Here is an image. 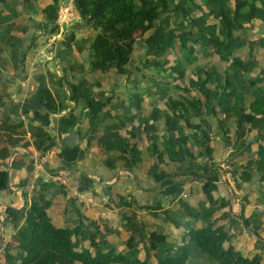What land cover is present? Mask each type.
I'll return each instance as SVG.
<instances>
[{"label": "crops", "instance_id": "1", "mask_svg": "<svg viewBox=\"0 0 264 264\" xmlns=\"http://www.w3.org/2000/svg\"><path fill=\"white\" fill-rule=\"evenodd\" d=\"M51 1L0 0V171L8 174V187L0 191V264H7L5 247L10 246L15 233L12 225L5 223L6 209L29 207L32 198L38 194L50 201L47 213L56 226H82L92 236L101 232L117 252L125 250V242L130 236L136 240L146 237L139 242V258L142 259L141 252H149L148 258L152 261L154 251H150L147 244L150 232H162L169 241L182 244L189 239L191 229L201 228L211 221L218 228L228 230L230 239L224 244L226 248L232 245L243 255H260L263 263L262 174L255 173L251 180L241 183L239 189L246 206L239 213L232 211L233 194L220 177L210 196L203 192L202 186L208 176L204 174V167L214 164L213 168L221 175L220 162L228 154L226 147L232 146L229 153L236 164L235 169L243 170L253 153L239 148L237 143H252L251 149L256 151L259 143L264 141V134L258 137L256 128L248 131L249 124L244 139L237 142L240 129L232 128L226 121V135L218 121L229 118L225 114H211L214 120L210 125L207 111L197 115L191 110L188 118L175 119L172 136L181 158L170 159L165 143L172 137L165 129V114H150L155 107L167 110L169 84L162 71L150 70L137 62L135 70L138 74L119 77L92 72L89 57L95 33L86 22L80 21L69 27L65 40L57 43L55 61L36 62L40 41L37 32L44 28L41 24L47 22L44 8ZM19 43V67L16 70L12 61L13 45ZM140 50L137 47V51ZM198 67L209 70L195 65L191 79L197 78L194 70ZM148 73L158 77H150ZM82 76L93 87L97 100L105 101L110 97L104 105V115L92 123L85 100L74 102L70 99L69 84ZM213 84L212 81L209 86L213 88ZM39 87H48L61 106L58 112L51 114L50 130L55 145L44 156L36 150L32 135L39 125L33 118V110L38 106L35 92ZM23 108L30 110L28 114ZM62 118H70L73 125H61ZM151 125L156 126L158 154L153 148V132L146 129ZM214 133L215 139L209 141L208 137ZM197 140H202L204 145ZM65 147L80 148V157L72 165L59 156ZM101 157H106L105 163L100 161ZM107 161L113 167H109ZM189 171L198 175H184L183 172ZM52 173L62 174L64 182H47ZM83 175L90 179V187L86 190L79 188ZM166 179L179 184L175 194L167 192ZM76 191L78 195H75ZM123 202L129 204L123 205ZM133 213L136 219L132 225L125 216ZM89 245L90 242L85 240L84 246ZM12 254L20 261L19 252Z\"/></svg>", "mask_w": 264, "mask_h": 264}, {"label": "trees", "instance_id": "2", "mask_svg": "<svg viewBox=\"0 0 264 264\" xmlns=\"http://www.w3.org/2000/svg\"><path fill=\"white\" fill-rule=\"evenodd\" d=\"M59 2L60 0H52L44 8L47 22L42 23L41 27L46 29L50 27L56 18ZM74 2L81 15L80 22H86L95 33L89 57L92 72L101 75L114 74L119 77L138 74L135 70L137 60L141 59L136 57L138 43L144 54L142 56L144 66L157 72L172 70L181 78L185 76L186 70L180 58H176V65L166 68L169 62L167 54L172 52L175 43H178L181 53L194 51L196 44L211 45L220 60L228 63L224 71H219L215 67L206 71L200 67L194 70L197 78L190 79V85L200 96L194 97L188 87L181 88L177 85L176 89L183 90L178 98L167 97V110L159 107L152 109L150 114H165V129L172 137L165 143L166 153L170 159L175 161L181 158V152L176 149L172 136L175 119L188 118L191 110L199 115L204 111L208 114H217L220 109L227 117L230 115L235 117L240 129L237 142L244 139L246 126L249 124L248 131L256 128L258 137L263 136L264 71L261 70L255 78L250 76L256 68L255 46L250 42V57L246 62L241 61L236 54V47L240 43L236 32L245 31L246 24L255 19L264 22V0H74ZM231 2L234 5H231ZM257 2L260 6H257ZM205 9L208 13H204ZM198 12L201 13L198 15ZM210 16L219 23L210 22ZM261 41L264 44V38ZM20 47V43L13 45L12 61L16 70L19 67ZM212 81L213 88L209 86ZM69 86L72 101L85 100L90 123L104 115L102 111L105 103L110 100L109 96L105 101L97 100L93 87L84 76L71 82ZM249 87L253 90L252 97L247 91ZM164 95L163 93L161 96ZM35 97H38V106L33 110V118L39 125L35 127L32 135L36 150L44 156L55 145L50 130L51 114L58 112L61 106L48 87L37 88ZM29 111L23 109L25 114ZM69 121L70 118H62L61 125L63 123L67 126L73 125L72 121ZM226 121L227 118L222 119L220 125L227 135L228 130L224 129ZM146 129L153 132L152 137L155 141L153 148L158 154L156 126H147ZM197 142L204 145L202 140ZM239 148L253 154L243 170H240V167L235 169L236 164L232 161V174L234 177H240L236 184L238 188L243 181L251 180L255 173L262 174L264 179V141L259 143L256 151H252V143L245 141ZM206 151H210V148H206ZM59 156L72 165L80 157V148L65 147ZM107 165L113 167L109 161ZM213 167L214 164L204 167V174L208 176L204 179L202 190L207 196L216 189V182L220 177L219 170ZM183 173L186 176L198 175L195 171ZM164 182V185L168 186L167 192L175 194L179 184H174L170 179ZM7 187L8 174L0 171V191ZM89 187L90 179L83 175L79 188L86 190ZM128 204L123 202V205ZM49 205L50 201L38 194L32 198L29 207L6 209L5 223H10L15 229L12 243L5 247L7 264H152V261L139 258L137 248L139 242L146 237L136 240L130 236L125 242L126 251L117 252L101 232L92 236L85 232L82 226L78 228L56 226L47 213ZM125 219L133 225L130 216H125ZM189 234V239L179 244L174 240L169 241V237L162 232H150L147 244L148 249L154 251L155 264H188L195 251L206 256L207 261L212 264H261L260 255L247 257L232 245L226 248L224 244L230 239L228 230L218 228L211 221L201 228L191 229ZM85 240L90 242L89 247L84 246ZM13 251L20 253V261L16 260ZM127 251L130 253L127 254Z\"/></svg>", "mask_w": 264, "mask_h": 264}, {"label": "rangeland", "instance_id": "3", "mask_svg": "<svg viewBox=\"0 0 264 264\" xmlns=\"http://www.w3.org/2000/svg\"><path fill=\"white\" fill-rule=\"evenodd\" d=\"M230 4L234 5L233 2H231ZM256 4H257V6H260L259 2H257ZM200 13L198 12L197 14L199 15ZM204 13H208L207 9H205ZM185 20L189 21L188 18H185ZM209 21L212 23H219L218 20H216L215 18H213L211 16H210ZM172 25H174V23H172ZM236 37H237L238 42L241 43V44L239 43L238 46L236 47L237 57L241 61L246 62L249 59V57H250L249 56V47H250L249 44H250V42L254 43V46H255L254 47V49H255L254 50V54H255L254 63L256 64V68H255V70H253V72H251L250 76L255 78L261 70L264 71V44L261 43L262 42L261 40L264 38V22L262 20H259V19L253 20L251 23L246 24L245 31L236 32ZM38 45H39V42H38ZM136 46L139 49H141L140 43H138V45H136ZM195 47H196V49L192 52L181 53L179 51L178 43H175L172 46V52L169 53V55L167 54V57L169 59L168 64H166L167 69L176 65V62H177L176 58L178 57L181 59L182 65L184 66V68L186 70L185 76L182 78L178 77V73H176L175 71L162 70V73H163L162 75H165V80L169 84L168 85V91H167L168 96H174L176 98L179 97V95L183 89H180V90L176 89L175 88L176 85L180 86L181 88L190 87L191 91H192L191 94L194 97L198 95V92L196 91V89H193L190 85V79H191V75L193 73L192 69L194 68L195 65L204 66L205 68L215 67L219 70H224L227 67L228 63L223 62L222 60H218V57L214 53V49L211 45L196 44ZM142 56H143V53L141 52V50L136 52L137 58H142ZM137 62H138V64L142 63V61L140 59H138ZM151 70H153V69H151ZM151 72H153V71H151ZM164 72H166V73H164ZM231 72H233V71H231ZM148 75L150 77H152V76L158 77V75H156L155 73H148ZM148 75L146 74V77H149ZM262 86H264V81L262 83ZM247 91L249 92L250 96L252 97L253 90L251 89V87L247 88ZM182 93L185 94L186 92H182ZM198 96H200V94ZM23 109H25V108H23ZM217 114H223V115L225 114V117H226V113H223L220 109H218ZM257 117H260V116H257ZM207 118L210 122V125H212V122L214 119L212 118L211 114H207ZM234 118L235 117L230 115V117L227 118V122L229 123V125L232 128H238L236 118L235 119ZM218 121L221 122L219 119H218ZM206 122H207V119H206L205 123ZM234 136L235 135L232 136L233 139H234ZM215 137H216V134L214 133V134H212V136H210L208 138V140L213 141L215 139ZM114 138H115V136H114ZM241 145H242V142L239 143V145L237 143V146L240 147ZM231 149H232V146L226 147V152H228V154L226 156V153H225L226 157H224L223 160L220 162V166L222 165V163L227 162L233 168V165H232L233 159L230 158L231 153H229L230 151H232ZM100 161L105 163L106 157H103V158L101 157ZM241 204H242L241 208L243 209V207L246 206L245 205L246 200H244V202L242 201ZM134 216H135L134 213L132 216H130L132 221H134V219H136V217H134ZM135 222H137V220ZM136 226L139 228V223L136 224ZM127 253H130V252L127 251ZM150 253H152V252H150ZM141 254H142V260L143 259L149 260V258H148V256L150 257L149 252L148 253L146 252V254H143V252H141ZM198 254H199L198 251H195L194 253H192L191 258L188 260V264H212V263H209L207 261L206 256L204 257L203 255L202 256L200 255L197 257ZM153 255L154 254L152 253L151 258H153ZM244 255L247 257H252V256H249L250 254H248V253H245ZM260 258H261V256H260ZM149 261H151V260H149ZM152 261L156 262L155 257L152 259ZM261 264H264V260L262 263V258H261Z\"/></svg>", "mask_w": 264, "mask_h": 264}, {"label": "built area", "instance_id": "4", "mask_svg": "<svg viewBox=\"0 0 264 264\" xmlns=\"http://www.w3.org/2000/svg\"><path fill=\"white\" fill-rule=\"evenodd\" d=\"M80 20L81 15L74 0H60L56 18L50 27L48 29L40 28L37 32V37L40 41L37 46L36 62L38 64H46L50 61H55V47L57 43L65 40L69 27ZM42 164H46V162H42ZM232 170L233 168L227 162L222 163L220 181L226 184L233 194L232 211L239 213L241 211V203L242 201L244 202V199L240 189L236 185L237 181H240V177H234ZM64 179L62 174L52 173L46 181L64 182ZM75 195H78L77 191Z\"/></svg>", "mask_w": 264, "mask_h": 264}]
</instances>
